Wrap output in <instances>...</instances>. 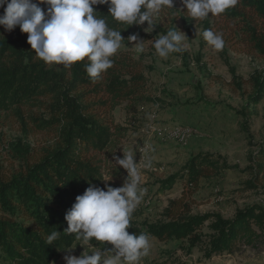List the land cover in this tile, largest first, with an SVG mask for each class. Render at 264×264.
I'll return each mask as SVG.
<instances>
[{"label":"trees","instance_id":"1","mask_svg":"<svg viewBox=\"0 0 264 264\" xmlns=\"http://www.w3.org/2000/svg\"><path fill=\"white\" fill-rule=\"evenodd\" d=\"M174 6L182 8L180 0ZM96 10L101 12L100 18L107 19L109 27L122 31L123 45L133 33H139L145 42L151 39L142 27L114 21L107 15V6H96ZM158 20L169 29H174L178 20L199 22L203 31L211 29L220 34L227 50L261 62L262 67L246 82L250 92L242 90L245 83L234 70L232 82L227 83L246 97L245 104L235 112L242 119L241 130L248 146L255 150L248 153L244 170L213 154L192 156L180 171L157 182L158 193L162 194L177 183L183 185L182 196L169 202L164 210L165 220L140 221L142 214L135 208L128 231L148 233L160 242L188 240V253L200 246L206 258L258 247L264 239V205L247 206L232 219L216 213L192 215L188 195L200 189L201 180L222 179L229 171L247 178L243 182L247 191L264 195V135L256 143L251 130L253 108L264 100V0H239L224 14H209L196 21L177 9H165ZM146 26L145 22L143 27ZM112 59L113 67L93 82L85 71L86 60L68 68L55 64L51 67L35 55L27 43V34L18 26L11 32L0 26V113L15 114L24 127L29 126L27 121L32 124V135L53 139L52 145L35 153L21 146L24 166L16 173L0 174V264H52L65 254V247L79 242L61 233L55 244L48 245L46 236L67 227L65 213L89 181L104 187L102 180L113 178L109 182L112 187L123 185L126 170L119 166L104 170L97 156L108 153L115 142L126 136V128L115 122L113 113L123 104L135 106L143 99L147 78L143 61L129 52L118 50ZM35 109L44 116L30 113L25 117L26 112ZM204 227L206 233L202 232Z\"/></svg>","mask_w":264,"mask_h":264},{"label":"rangeland","instance_id":"2","mask_svg":"<svg viewBox=\"0 0 264 264\" xmlns=\"http://www.w3.org/2000/svg\"><path fill=\"white\" fill-rule=\"evenodd\" d=\"M157 25L150 34L151 39L145 42L143 53H136L131 45H123L120 49L143 61L147 92L135 106L126 103L116 108L114 120L126 128V136L115 142L108 153L97 156L106 170L115 167L109 160L116 149V154L122 158L119 147L127 152L134 146H145L146 151H137L135 156L136 162L140 160V189L144 190L136 210L142 214L140 221L151 223L165 220L162 214L169 202L182 196L181 183L162 194L158 193L157 182L180 171L192 156L213 154L240 170L248 166L247 155L255 147L248 146L247 137L241 130L242 119L235 112L245 104L246 97L234 85L228 87L227 83L232 82L231 70H234L245 83L242 90L250 92L246 82L255 70L262 67L261 62L245 54L225 47L214 50L203 39L201 23L181 20L174 24V28L176 26L186 34L188 38L184 43L187 47L180 53L160 58L151 40L166 34L169 28L158 19ZM50 66L54 67V64ZM253 110L251 130L254 142L258 143L264 135V100ZM30 113L44 116L35 109L26 112L25 117L28 118ZM27 123L29 126L24 127L15 114L0 113V174H13L24 166L20 157L21 146L35 153L53 144V139L48 136L32 135V124ZM149 161L150 166L144 167ZM246 179L239 172L229 171L222 179L201 180L200 189L192 196L188 195L191 214L216 213L224 219H232L238 210L247 206L264 205V195L260 191L244 188ZM202 232L206 233L207 229L202 228ZM150 238V252L140 264H264V239L255 248L206 258L200 246L189 254L188 240L160 242ZM83 251L77 246L72 254L79 256ZM64 255L54 259L52 264H64Z\"/></svg>","mask_w":264,"mask_h":264},{"label":"clouds","instance_id":"3","mask_svg":"<svg viewBox=\"0 0 264 264\" xmlns=\"http://www.w3.org/2000/svg\"><path fill=\"white\" fill-rule=\"evenodd\" d=\"M176 0H0V26L13 31L17 26L27 34V43L35 55L47 65H63L68 68L77 62L87 61L85 71L95 82L113 67L112 57L123 46L122 31L109 27L106 18H100L96 6H107L108 14L119 24L142 27L151 34L157 28V19L165 9H177L196 20L219 16L234 8L239 0H180L182 8H176ZM46 5V10L41 7ZM186 9V12L183 10ZM147 23L146 27H143ZM127 27V28H128ZM203 39L214 50L224 48L222 36L211 29L202 32ZM188 37L176 26L166 34L152 39V47L160 58L182 52ZM127 47L143 53L145 40L139 33L126 38ZM122 158L112 153L111 161L122 167L127 177L120 187H112L102 180L104 187L89 181L83 194L77 195L64 220L67 227L57 229L46 236L45 243L55 244L61 233L71 236L78 244L62 251L64 264H140L151 248L148 233H130L131 215L140 203L144 190L140 189L141 171L136 162V152L144 153L145 146L127 152L122 147ZM114 161V162H113ZM150 161L144 164L149 167ZM95 241V243H93ZM81 246L84 251L76 256L73 250ZM89 252L92 254L89 255Z\"/></svg>","mask_w":264,"mask_h":264}]
</instances>
